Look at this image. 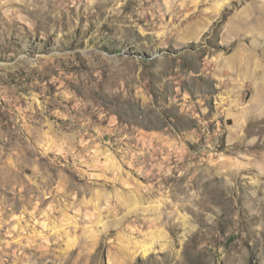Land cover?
<instances>
[{
	"label": "rangeland",
	"instance_id": "rangeland-1",
	"mask_svg": "<svg viewBox=\"0 0 264 264\" xmlns=\"http://www.w3.org/2000/svg\"><path fill=\"white\" fill-rule=\"evenodd\" d=\"M0 264H264V0H0Z\"/></svg>",
	"mask_w": 264,
	"mask_h": 264
}]
</instances>
